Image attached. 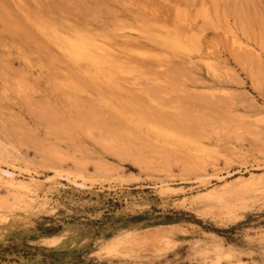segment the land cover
Returning a JSON list of instances; mask_svg holds the SVG:
<instances>
[{
  "label": "rangeland",
  "instance_id": "rangeland-1",
  "mask_svg": "<svg viewBox=\"0 0 264 264\" xmlns=\"http://www.w3.org/2000/svg\"><path fill=\"white\" fill-rule=\"evenodd\" d=\"M0 264H264V0H0Z\"/></svg>",
  "mask_w": 264,
  "mask_h": 264
},
{
  "label": "bare ground",
  "instance_id": "bare-ground-1",
  "mask_svg": "<svg viewBox=\"0 0 264 264\" xmlns=\"http://www.w3.org/2000/svg\"><path fill=\"white\" fill-rule=\"evenodd\" d=\"M75 54V53H74Z\"/></svg>",
  "mask_w": 264,
  "mask_h": 264
}]
</instances>
